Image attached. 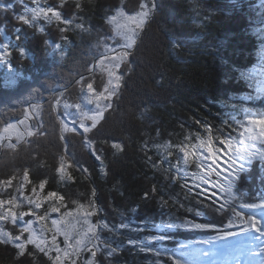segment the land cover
I'll return each mask as SVG.
<instances>
[{
  "label": "trees",
  "instance_id": "obj_1",
  "mask_svg": "<svg viewBox=\"0 0 264 264\" xmlns=\"http://www.w3.org/2000/svg\"><path fill=\"white\" fill-rule=\"evenodd\" d=\"M145 9L128 47L113 17ZM1 48L0 135L23 119L31 128L3 138L0 200L31 211L23 195L44 187L55 200L39 216H91L95 230L83 246L77 235L68 264H176L264 208V161L245 164L224 194L197 181L196 157L184 169L181 156L205 138L225 150L264 113V0H0ZM113 55L123 57L119 91L97 123L75 128L67 106L88 89L105 93ZM55 261L0 240V264Z\"/></svg>",
  "mask_w": 264,
  "mask_h": 264
},
{
  "label": "rangeland",
  "instance_id": "obj_2",
  "mask_svg": "<svg viewBox=\"0 0 264 264\" xmlns=\"http://www.w3.org/2000/svg\"><path fill=\"white\" fill-rule=\"evenodd\" d=\"M148 10L145 9L135 15H127L118 12L113 17V24L118 36L126 37V46L131 47L135 42L136 26H141L146 22ZM0 52L4 50L1 48ZM123 57L113 55L110 60L105 59V71L109 75V83L104 94H96L88 89L83 103L78 106H67L68 114L76 128L75 121L80 120L85 129H88V121L97 123L110 107L112 98L120 88V75L117 72V64ZM264 66V62H263ZM260 70V71H259ZM262 73L264 81V67L257 70ZM264 86V84L262 85ZM258 89V93L264 96L263 87ZM260 95L257 99H260ZM35 116L40 112L33 107ZM264 110V109H263ZM31 124L18 122L17 126H9L0 135V148L3 138L16 136L23 139L30 130ZM16 146V144H15ZM225 150H215L211 142L205 138L194 145L190 151L181 154L182 164L186 168L190 157H196L199 169L197 181L206 187V190L220 189L221 192L233 193L237 171H241L245 164L255 160L264 161V113L253 112L246 119L245 131L240 141L227 142ZM188 172V171H185ZM55 200L54 195H44V187L34 191L31 195H23L25 207L33 210L24 211L22 207L11 201L0 200V240L11 242L17 246H25L28 243L36 245L41 250L55 254V264H68L66 254L75 245L77 235L80 236L81 246L85 245L95 230L92 217L86 213H76L68 217H63L59 210L51 209L48 214L39 216V213L47 203ZM22 208V209H21ZM256 210L247 216L239 215L233 222V226L227 228V232L214 239H202L186 247L181 253V259L176 258V264H254L256 248L259 250L261 244L258 238L260 231H264V220L259 217ZM253 221L256 227L253 228ZM243 228L249 230L245 233ZM16 233L17 235H14ZM233 233V235H232ZM221 237V238H220ZM60 238L65 240V247L61 244ZM240 238V240H237ZM254 239V240H253ZM225 240L224 244L217 243L218 251L210 246L215 241ZM208 241V243H203ZM257 246L256 248H252ZM67 248V249H66ZM219 253V254H218Z\"/></svg>",
  "mask_w": 264,
  "mask_h": 264
},
{
  "label": "bare ground",
  "instance_id": "obj_3",
  "mask_svg": "<svg viewBox=\"0 0 264 264\" xmlns=\"http://www.w3.org/2000/svg\"><path fill=\"white\" fill-rule=\"evenodd\" d=\"M259 217L264 220V209L261 210L259 212ZM237 240H240V238H238ZM254 240V239H253ZM217 243L219 244H224L225 243V240H219V241H215L214 243H212L210 246H212V248H215L217 249L218 251H222L221 248H217V246L219 245H216ZM259 243L261 244V247L259 249H264V239L263 241H259ZM257 247V246H256ZM256 250V255H255V260H257V262L255 261L254 264H264V252H261L259 250H257V248L255 249ZM219 254V253H218Z\"/></svg>",
  "mask_w": 264,
  "mask_h": 264
},
{
  "label": "snow or ice",
  "instance_id": "obj_4",
  "mask_svg": "<svg viewBox=\"0 0 264 264\" xmlns=\"http://www.w3.org/2000/svg\"><path fill=\"white\" fill-rule=\"evenodd\" d=\"M254 208L255 209H261V206L260 205H255L254 206ZM233 226V224H230L229 225V227H232ZM256 227V222L255 221H253V228H255ZM249 229L248 228H243L242 229V231L243 232H247ZM232 235H233V233H232ZM221 238V237H220ZM258 238H260V239H264V231H260V234H259V237ZM203 243H208V241H204ZM259 251H261V252H264V249H259Z\"/></svg>",
  "mask_w": 264,
  "mask_h": 264
}]
</instances>
